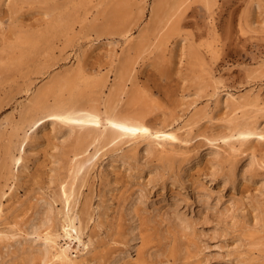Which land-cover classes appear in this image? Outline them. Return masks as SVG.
Returning a JSON list of instances; mask_svg holds the SVG:
<instances>
[{
  "label": "rangeland",
  "instance_id": "rangeland-1",
  "mask_svg": "<svg viewBox=\"0 0 264 264\" xmlns=\"http://www.w3.org/2000/svg\"><path fill=\"white\" fill-rule=\"evenodd\" d=\"M95 1L0 0V131L27 101L25 90L42 85L43 64L61 72L78 63L91 75L113 76L111 55L123 39L81 33L68 41L49 36L44 45L38 37ZM150 2L111 0L99 24L119 31L145 24ZM179 30L164 50L144 53L135 71L148 94L144 122L174 138L121 137L100 146L68 192L80 121L40 120L28 130L13 171L0 172V232L14 233L11 244L0 246V264H38L21 238L43 199L56 218V244L75 264H264L261 245L253 242L264 237V139H220L236 125L264 128V0H217L210 9L190 3ZM240 96L245 105L233 111L227 104ZM69 129L73 135L65 134ZM146 146L151 150L144 152ZM92 151L90 145L84 155ZM71 210L80 242L62 237L58 227ZM174 211L187 216L188 229L177 227Z\"/></svg>",
  "mask_w": 264,
  "mask_h": 264
},
{
  "label": "bare ground",
  "instance_id": "bare-ground-1",
  "mask_svg": "<svg viewBox=\"0 0 264 264\" xmlns=\"http://www.w3.org/2000/svg\"><path fill=\"white\" fill-rule=\"evenodd\" d=\"M216 1L151 0L145 24H134L135 28L134 25H129L119 31L99 24L102 20H106V15L102 11L111 3V0H98L89 8L85 9V5L80 6L79 11L66 21L49 24L45 32H40L38 36L43 40L44 45L48 44L49 36L52 37V40L55 39L54 42L68 41L81 33H92L96 40L108 35L123 39L118 54L111 55L114 73L112 77L107 73L91 75L78 63L72 69L56 72L54 64H43L39 72L43 81L42 85H38L33 90L26 89L25 92L29 90L25 97L27 101L21 100L22 102H19L17 115H8L2 122L0 131V172L4 174L2 176H8L13 171L12 166L18 163L24 142L29 138L28 130L37 125L40 120L48 117L80 121L76 125L77 130L73 136L74 143L68 165L72 177L67 186L68 192H72L71 184L78 178L84 162L91 160L99 151L100 146L112 144L121 137L133 141L146 136L157 141L173 139L172 132L152 130L144 122L143 116L148 94L140 88L136 81V66L144 53L164 50L167 42L180 34V18L190 3L199 2L206 9H210ZM142 14L143 8H140V20ZM135 29L136 33L132 35ZM31 38L27 39L26 42L28 40L30 42ZM35 43L37 44V41L34 42V45ZM216 91L217 88L214 86V94ZM240 97L236 101L234 98H230V103L227 106H230L233 111L244 106L245 97ZM196 113H192L191 118L199 115ZM49 121L50 123L53 122V120ZM185 126L187 124L183 125V127ZM70 128H73V125H70ZM65 134L73 135L71 129ZM157 134H160V137H157ZM252 136H256L258 140L264 139V128L259 126L258 122L252 126L236 125L230 135L220 139L230 144H242ZM208 140L211 143V140ZM90 145H93V151L85 156L84 153ZM143 149L144 152H147L151 150V147L146 146ZM17 153H19L18 156ZM60 187L62 194H66L65 186L60 185ZM139 198L141 199V197ZM50 202L45 199L40 200L39 207L26 221L27 229L21 238L26 242L24 249H31L33 258L38 259V264H43L52 259L57 264H75L67 256L66 248L56 244V237H58L54 230L56 218H54ZM174 203L176 202L174 201ZM170 216L180 230H186L190 227L189 220L184 214L174 211ZM61 218L58 226L61 236L80 242L82 232L79 225H75L76 217L73 211L71 210ZM13 234L0 232V246L11 244L8 239ZM16 240H20V238L13 239V243ZM253 242L261 245L259 249L264 256V237L255 238Z\"/></svg>",
  "mask_w": 264,
  "mask_h": 264
}]
</instances>
